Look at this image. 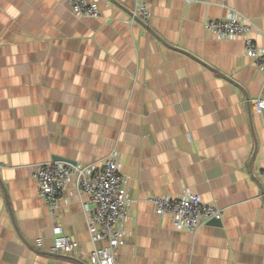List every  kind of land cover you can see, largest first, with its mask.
<instances>
[{
    "label": "crops",
    "instance_id": "crops-1",
    "mask_svg": "<svg viewBox=\"0 0 264 264\" xmlns=\"http://www.w3.org/2000/svg\"><path fill=\"white\" fill-rule=\"evenodd\" d=\"M0 0V264H88L92 242L81 196L69 183L50 213L35 167L64 158L100 165L118 152L128 206L118 264H264V74L242 38L203 25L236 11L264 47V0ZM198 194L221 223L194 232L158 216L150 197ZM80 244L51 251L53 227Z\"/></svg>",
    "mask_w": 264,
    "mask_h": 264
},
{
    "label": "built area",
    "instance_id": "built-area-1",
    "mask_svg": "<svg viewBox=\"0 0 264 264\" xmlns=\"http://www.w3.org/2000/svg\"><path fill=\"white\" fill-rule=\"evenodd\" d=\"M71 13L76 16L97 18L100 16L96 4L87 0H67ZM133 19L148 25L151 11L143 0H135L131 12ZM203 25L219 38H242L245 52L251 63L264 74V47L255 44L250 33L254 24L250 18L230 11L225 18L205 19ZM256 112L264 111V97L252 100ZM3 163L0 162V170ZM40 195L50 213H54L62 193L69 183L84 196L82 210L92 242H104L86 253L88 264H118L116 255L123 243L121 221L127 213L128 192L126 180L119 169L118 152L111 150L96 167L93 164L69 163L51 160L38 164L34 170ZM257 182L264 186V168L257 176ZM158 216L169 215L178 230L194 232L201 224L211 219H221L222 209L212 202H204L198 194L186 192L171 197L154 195L150 197ZM51 251L77 258L82 252L79 242L70 239L61 225L53 227Z\"/></svg>",
    "mask_w": 264,
    "mask_h": 264
},
{
    "label": "water",
    "instance_id": "water-1",
    "mask_svg": "<svg viewBox=\"0 0 264 264\" xmlns=\"http://www.w3.org/2000/svg\"><path fill=\"white\" fill-rule=\"evenodd\" d=\"M142 23V22H141ZM143 24V23H142ZM144 26H146V27H148V25H145V24H143ZM54 160H62V159H64V158H60V157H55V158H53ZM210 222H212V223H216V224H220L221 223V220L220 219H211L210 220Z\"/></svg>",
    "mask_w": 264,
    "mask_h": 264
}]
</instances>
